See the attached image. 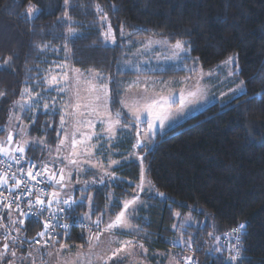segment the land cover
<instances>
[{"label":"trees","instance_id":"16d2710c","mask_svg":"<svg viewBox=\"0 0 264 264\" xmlns=\"http://www.w3.org/2000/svg\"><path fill=\"white\" fill-rule=\"evenodd\" d=\"M29 4L41 10L35 19L26 14ZM96 4L109 15L116 31L115 45L106 44L101 35ZM65 12L70 20L65 19ZM121 27L129 34L122 36ZM69 28L74 34H69ZM151 37L171 43L184 41L190 47L185 61L197 62L202 68H212L237 54L246 91L227 102L207 106L159 134L144 152L139 150L148 160L154 191L164 193L150 196V209L144 210L148 216L139 220L148 234L145 238L153 247L170 246L175 213L195 207L199 220H208L187 230V235H195L193 240L197 242L192 245L194 264H231L227 249L221 253L210 251L215 248L200 237L230 233L242 222L247 225L242 237V264H264V0H70L67 6L64 0H0V65H10L8 69L0 67V92L5 93L0 97V137L7 135L12 102L21 98L25 87L38 93L32 97L35 105L45 102V94H55V89L47 90L46 81L55 61L62 60L83 72L102 73V81L111 76V108L121 113L123 123L136 127L125 132L122 146L134 151L136 131L141 127L121 109L120 81L125 74L168 76L186 72L176 66L162 72L124 71L132 47L129 43ZM18 113L32 137L52 144L60 139L61 110L38 107ZM31 145L25 151L27 158L40 161L45 157L42 145ZM111 174L105 182L87 190L90 196L78 188L73 192V199H81L68 218L77 224L61 230L55 242L86 245L89 230L82 224H95L97 218L103 221L107 214L121 211L124 202L137 194L140 160L124 159ZM92 176L93 170H89L85 177ZM82 197H91V204ZM89 211L91 220L85 221ZM100 226L104 227L102 223ZM16 227L21 231L17 233L12 228L14 234L24 244L13 246L10 239L9 250L15 247L17 254L27 257L36 248L29 247V243L43 230V224L30 216ZM0 241L2 247L5 242Z\"/></svg>","mask_w":264,"mask_h":264},{"label":"rangeland","instance_id":"374dc122","mask_svg":"<svg viewBox=\"0 0 264 264\" xmlns=\"http://www.w3.org/2000/svg\"><path fill=\"white\" fill-rule=\"evenodd\" d=\"M111 26L116 36V31L112 23ZM105 29H102V31ZM127 34H129L128 31H123L122 36H126ZM106 44L115 45L116 43L113 44L111 42H107ZM129 44L132 47L128 52V58L124 62V71L138 73L158 72L173 64V66H176L177 69H184L186 72L170 74L166 78L162 74H132L129 76L125 74L119 84L120 88L122 89L121 101H125L129 105L137 101L142 104L147 100L155 99L161 96L168 97L171 95L175 99V103L173 105V110H175L179 106L181 95L185 96L187 99H191L188 97V93H197L195 102L188 104L184 112L166 121L164 128L161 129L157 127V133L153 137L152 141H154L159 134H164L175 125L205 109L207 106L215 102H227L232 98L242 95L246 91L245 82L239 75L240 66L237 54L230 55L228 58L212 68H202V66L197 62L185 61V58L189 52H180L174 55L173 46L175 43L168 42L164 38L151 37L146 39H134ZM230 57H235L237 59L232 63H225ZM64 64H66L68 67H56V65ZM76 69L78 68L71 66L67 61H55L52 72L47 77V80L51 75H55L57 80L61 81V83L51 87L48 85L47 90L55 89V94L51 96H49V94H45L42 97V100H45V102H37V107L35 109L38 107L42 109L43 104L48 103L52 109L54 108L55 110H61L62 115L65 114V105L68 106L69 112H73L75 109H73L71 105L75 102L77 93H79L82 104L92 103L94 105H103L104 96L100 89L101 85H106L108 89V107L114 116L115 113L111 108L113 90L111 76L107 78V81H102V73L97 71L87 73L79 69L80 75L77 79L76 73L74 71ZM64 71H68L67 81H65L62 76ZM208 73H211V75H208ZM202 76L203 78H201ZM241 81L244 82L243 93L237 92L233 94L231 90L237 89L240 86ZM59 87H64L65 91H59ZM93 89H96L97 91H93ZM97 92H99L101 95L100 101H95L94 99ZM35 98L39 100L40 96ZM16 101H21V103H24L25 108L21 110L20 106L16 104ZM31 103H33V100H29L28 95H25L23 100H21V98L14 100L11 106V114L14 113L15 116H18V112L28 109V105ZM121 109L129 118L135 120V117L132 115L128 107H125L124 104H122ZM65 119L69 122L66 123L64 129H61L60 139L55 144L48 143V141L44 138L41 139L38 137H32L29 133V126L24 122H20V120L15 119H12L8 123V128L10 127V130L13 133V140L11 142L7 141L8 133L6 136L0 137V144H3L4 147L9 148L10 150L15 149L17 144L21 142V133L19 130L22 128L26 129V133L23 138L29 140L30 144L37 140L46 141V144L42 145L46 151L45 157L40 159V161L48 162L49 169L51 171L57 172V178H59L58 170L60 168H64L65 173L71 172V178L66 179L63 182L65 185H67L66 187H61V185L53 183L52 191H57L60 194V198L71 197L73 199V192L77 188L82 192V194L89 195L90 192L88 193L87 190L93 186L100 185L105 182V179L111 176L109 173H111L112 169L115 166L120 165L124 159L133 158L140 160L139 156H141V154L139 149L134 148L133 151L122 146V142L126 137L125 132H130L132 129L135 130V125L127 123L129 125L127 129L117 126L116 138L110 140L107 133L103 131L107 125L102 124L101 121H106L108 117L103 114V108L101 107V115L99 116L95 114L89 115L87 110H85L84 119L92 120L94 128H89L87 125H84L80 129V132L82 133L91 134L95 132L98 133L99 136L93 135L91 140L85 141L84 143H78L75 148L77 152H81L83 147L91 145L92 147L89 148L91 155L81 152L80 155L71 157L72 159H76L80 162L79 167L69 164L68 161L64 159V157L69 156V149L63 147L59 153L56 151L57 146L60 144V140H65L66 145L70 143V138H65V132L71 133L74 131L71 118L66 115ZM120 120L121 125H123L125 119H121L120 117ZM141 121L142 122H140L139 125L141 130H143L146 127V124L144 123L147 121V116H142ZM80 132H78L76 135V139L78 141L82 139ZM27 147L28 146H26V148ZM120 153L124 154L120 155V157ZM110 161H119V163L111 164ZM148 169V160L144 159L143 162H141V179L143 174L144 191H139L137 187V194L133 197L138 195L139 199L137 200V203L135 205H131L125 213L128 223L133 226L132 228L119 227L113 229L111 232L89 230L88 243L86 245L72 246L66 242H54V244L50 247L39 246L32 250L31 257H29L28 260L24 262V264H32V261H35V264H174L172 257H175L176 260L180 261V264H188V261L184 259V257L190 256L188 253V248H182L178 241L176 246H173L171 241L176 240L177 236H179L181 232L184 233V239H187L189 236L187 235V230H189L191 226L198 227L201 224L204 225L205 221L208 219L203 218V220L200 221L197 217L198 214L196 213L195 207H190L191 209L187 211H177L176 213H179L180 215L177 216L175 213V223L173 225H176L177 227L173 228L175 231L174 238L172 237L168 240L170 246L166 248L153 247L148 239L145 238L148 236V234L143 231L141 227V221H139L142 220L141 218L144 216H148L144 210L150 209V200H152L150 196H158L157 192L154 191ZM89 170H93V176L87 178L85 176L88 174ZM101 179H103V182H100ZM140 184L141 180L138 185ZM133 197L126 201L132 200ZM50 198H52L51 195ZM80 199L81 198L79 197L77 198V200ZM119 212L104 216L102 221L103 226L105 227L110 221L115 220V217ZM87 215L90 217V211ZM186 217L191 218L185 221ZM87 220L90 221L91 218ZM181 225H185V227L181 228ZM196 231H198V229L193 230L195 233ZM90 234L93 236L99 234V240L92 239L89 243ZM199 234L197 233V236ZM191 236L192 238L195 237V235ZM205 236L206 235L202 234L200 238H203L206 243L212 245V248L217 247L214 239L216 236L219 237L220 247L223 250H228L230 247V241L234 242V237H229L226 235L217 234L211 236L210 238H206ZM122 241H131L132 245L124 246L122 251H120L116 256H112V252L115 249L121 248ZM140 244H143L144 248L147 249L146 252L141 250L139 247ZM62 245L64 247H61ZM2 249L3 248L0 246V250ZM10 251L11 250H9V252ZM49 251L52 252V255H48ZM20 256V254H17V257ZM110 256H112V259H108ZM100 257H103V259H100ZM12 259L14 258L11 256H6L5 258L1 259L0 264H6L8 260Z\"/></svg>","mask_w":264,"mask_h":264},{"label":"snow or ice","instance_id":"6c2138e0","mask_svg":"<svg viewBox=\"0 0 264 264\" xmlns=\"http://www.w3.org/2000/svg\"><path fill=\"white\" fill-rule=\"evenodd\" d=\"M64 3L67 6V5H69L70 0H64ZM112 7L116 11L119 10L116 7V5H112ZM40 11L41 10L39 8L35 7L32 4H29L27 7L26 14L29 18L35 19L38 16V14L40 13ZM95 11H96L97 15L99 16L100 21L102 22L101 28L105 29V25H106V29L101 32V35L104 37L105 42L106 43L111 42V43L115 44L116 43V36H115V33L112 29L111 22L109 21L107 12L99 4L95 5ZM65 19L66 20L71 19L67 15V12H65ZM68 32L70 35L74 34V30L72 28H69ZM121 34L123 35V28L122 27H121ZM44 47H47V45H44ZM173 49H174V55H176L180 52H189L190 51V47L186 48L185 42L180 41V40L176 41L175 45L173 46ZM236 59L237 58H235V57H230L229 60L225 63H232ZM0 67L8 69L10 67V65L7 62H5V64L0 65ZM56 67L67 68L68 66L66 64H64V65H56ZM69 70H71V69H69ZM74 71H75L76 77L78 79V77L80 75V71H79V69H76ZM208 75H211V73H208ZM62 76H63L64 80L67 81L68 71H64L62 73ZM201 78H203V76ZM46 83L51 87L53 85H59L61 83V81L57 80V77L55 75H51L50 78L46 81ZM243 85H244V82L241 81L240 86L237 89L231 90L233 92V94H235L237 92L243 93ZM58 90L63 92V91H65V88L59 87ZM93 91H97V90L93 89ZM100 91L103 92V96H104L103 105H100V104L94 105L92 103H83L82 104L79 93H77L75 102L71 105V107L73 109H75V111L69 112L68 106L67 105L64 106L65 114L61 115V117H60V127H61V129H64L66 123L69 122V121H66V119H65V116L67 115L68 117L71 118V122L73 124L74 131H72L71 133L65 132V138L66 139L70 138V143L66 145L65 140H63V139L60 140V144L57 146L56 151H57V153H59L63 147L68 148L69 149V156L64 157V159H66L68 161V163L71 165L79 167V163H80L78 160L72 159L71 158L72 156L80 155L81 152L86 153L88 155H91V152H89V148L92 147L91 145H87V146L83 147L81 149V152H77L75 150L76 145L78 143H84L85 141L91 140L93 135L99 136V134L95 133V132H93L91 134L80 132V129L84 125H87L89 128H94V124H93L92 120L84 119L85 110H87L89 115L95 114V115L99 116V115H101V107L103 108V114L105 116H107L108 119L106 121L102 120L101 123L107 125V127L104 128L103 131L107 133L110 140L116 138L117 126H121L124 129H127L129 127V125L127 123H124L123 125H121V120H120L121 113L119 111H117L114 116H113L112 112L110 111V109L108 107V103H107V100H108L107 86L101 85ZM25 94L28 95L29 100L32 99L33 95H38V93L34 94L30 88L25 87L20 94L21 100H23V97ZM4 95H5V93L0 92V97H3ZM257 95H260V94H257ZM196 96H197L196 92H189L188 93V97H190L191 99H187V98H185V96L181 95L180 101H179V106L175 110H173V105L175 103V99L171 95H169L168 97L161 96V97H158L155 99L147 100V101H144L142 104L137 101V102H134L133 104L129 105L127 102L121 101V103L124 104L125 107L129 108L130 112L135 117V122L137 124L142 122L141 121L142 116H145V115L147 116L145 129H143V130L138 129L136 131V143L133 145V147L136 149H139L141 152H144L146 149H148L149 145L152 142L153 137L157 133V127L161 128V129L164 128L166 121H168V120L174 118V116L184 112L186 107L188 106V104L195 102ZM94 99H95V101L101 100V95L99 94V92H97ZM16 104H18L20 106L21 110H23L25 108V104L21 103V101H16ZM53 104H54V101H53ZM36 107L37 106L34 103H31L28 105V111H32ZM43 108L47 111V110H49L50 105L48 103H44ZM52 112H55L54 108L52 109ZM12 119L19 120L20 117L15 116V114L13 113L12 116H10V120H12ZM33 123H35V117H33ZM5 130L8 131L7 141L11 142L13 140V133L10 130V127L5 128ZM19 131L21 133V142L17 144L15 149L10 150L9 148L4 147L3 144H0V154H3L4 156L8 157L12 161H14L16 164L21 163V159L23 158V154L26 151V146H29V144H30L29 140L23 138L25 133H26V129L22 128ZM78 132H80V135L82 137V139L79 141L76 139V135ZM58 135H59V133H58ZM45 144H46V141L37 140V141L33 142L31 146L33 148H39L41 145H45ZM14 153H20L22 155L20 157H17ZM139 159L141 160V162H143L144 156H142V155L139 156ZM110 163L111 164H118L119 161H110ZM29 165L30 166L27 169H24V168L19 169L21 177L26 176L28 179L18 178L15 172H13L11 174V179L14 180L15 183L9 189V193L11 194L12 189L17 190L19 193L18 195L13 196L14 200L19 201L21 199V197H23L25 194L28 196H32V188L34 187V185H29V180L36 181L37 183H43L46 179L49 183H54L57 185H61V187H66L67 185H65L63 182L66 179L71 178V172L65 173L64 168H60L58 170L59 171V178H57V172L51 171L49 169L48 162H42L41 170L36 171L35 174H34L33 170L37 168L36 163L29 161ZM8 167L10 168L11 165H8ZM109 175H112V174L109 173ZM38 177H43L44 179L38 180ZM113 179H116V178L113 176ZM100 182H103V179H101ZM8 184H9V178H8V174L5 172L4 174L0 175V187H5ZM22 185H23V187H22ZM137 187H138L139 191H141V192L144 191L143 174H142L141 184L137 185ZM40 192L43 193L44 195H49V193L45 192L44 189H40ZM0 195H2V194H0ZM157 195L163 196L164 193H157ZM51 197L52 198L46 202L45 200L41 199L39 195H37L34 200H28L27 201V208L29 209V211H24L21 209L20 213H19V215L21 217H25V218H27L30 215L34 216V217H36L37 222H40L43 224L44 230L37 234L38 236H40L42 238L45 237L46 234H49L50 232H54L57 227L63 228L65 230H67L68 228L71 227V225L63 223V219L65 218L63 214L65 213L66 209L64 207L60 206V194L57 191H52ZM82 199H87L89 202V205L91 204V197H82ZM138 199H139V197L137 195V196L133 197L132 200L125 201L123 204L124 210L120 211L116 215L115 220L110 221L104 227L103 231L104 232H111L113 229L119 228V227L132 228L133 226L128 223L125 213L131 205H135L137 203ZM3 203H4V201L2 199H0V204H3ZM54 203L57 204V207L55 210H53V204ZM79 203H80V201L72 199L71 197L63 199V204L68 206V210H73L74 206L78 205ZM4 207L11 210L13 208V204L7 203V204H4ZM19 207H20L19 203H17L16 208L19 209ZM45 213H48V216L46 219H42L45 216ZM176 215L179 216L180 214L176 213ZM89 218L90 217L88 215H86L84 217L85 220H87ZM190 218L191 217H186L185 221H187ZM10 219H11V215H10ZM17 223L23 225L25 223V220L24 219H18V218L12 220L13 229L17 233H19L21 231V229L16 227ZM94 223L99 228L102 221L100 218H97V220ZM0 227H4L7 229V225H0ZM176 227H177L176 225H173V228H176ZM180 227L184 228L185 225H181ZM246 230H247V225H246V223L242 222V223H239L237 227L233 228L230 233H224V235H226V236L234 237V242L230 241V247L228 248V256H227V260L230 261L231 264H237V262H240V264H242V261H243L242 237L245 235ZM65 235H67L66 231H65ZM209 235L212 236L213 234L209 233ZM10 239L12 241L13 246L16 245L17 243H19L20 246H23V244H24V241L20 240L18 236L17 237H10L8 235H5L3 237V240L5 241V243L3 244V249L0 250V259L5 258L6 256H11L14 259L8 260L6 262V264H24V262L26 260H28L29 257H31L32 253L29 252L27 257H25L23 255H21L20 257H17V251L15 250V247H13V250H11L9 252L10 244L8 243V241ZM33 239H35V238H33ZM92 239L99 240V234H96L95 236L90 234L89 243L91 242ZM214 239H215V243H216L217 247L214 250L210 249V251H215L217 253H221L223 251V249L220 247L219 237L216 236V237H214ZM177 241L179 242V244L182 248L187 247L189 251L192 250V245L194 243H197L196 241L193 240L191 235H189L187 239H184V233L183 232H181V234L179 236H177L176 240L171 241L172 245L176 246ZM36 243L39 244L40 241L37 240ZM47 244H48V241L44 240V244L42 245V247L47 246ZM126 245L131 246L132 242L131 241H122L121 242V248L115 249L112 252V256H116L120 251L123 250L124 246H126ZM61 247H64V246L62 245ZM139 247L141 248L142 251H144V252L147 251V249L144 248L143 244H140ZM48 255H52V252L49 251ZM112 256L108 257V259H112ZM100 259H103V257H100ZM184 259L188 261V264H193L192 258L190 256H186V257H184ZM172 260L174 261V264H180V261L176 260L175 257H172ZM32 264H35V261H32Z\"/></svg>","mask_w":264,"mask_h":264},{"label":"built area","instance_id":"2783aa9c","mask_svg":"<svg viewBox=\"0 0 264 264\" xmlns=\"http://www.w3.org/2000/svg\"><path fill=\"white\" fill-rule=\"evenodd\" d=\"M17 157H20L22 154L20 153H14ZM29 161L36 163L37 168L34 169V174L36 171H40L41 170V161H37V160H33L30 158H27L25 153L23 154V158L21 159V163L20 164H16L14 161H12L11 159H9L8 157L4 156V155H0V170H2V174H4L5 172L8 174V178H9V184L5 187H0V199H2L4 201L3 204H0V224L2 225H7V229L3 227L2 231H1V240H3V237L5 235H8L10 237H17L12 229L11 224L8 222L6 215L7 213L10 211L8 208L4 207V204L7 203H12L13 204V208L11 210L15 211V214L17 215L18 218L20 219H24L25 221L28 219L25 217H21L19 215L20 210H24V211H29V209L27 208V201L28 200H34L35 197L37 195L40 196L41 199L45 200L47 202V199L49 198V196L51 195L52 189H53V183H49L46 179L43 183H37L36 181H31L29 180V185H34V187L32 188V196H28V195H24L23 197H21V199L19 201L14 200L13 196L18 195V191L15 189H12L11 194L9 193V189L11 188V186L15 183L14 180L11 179V174L13 172L16 173L18 178H22V179H28L26 176L21 177L20 171L19 169L24 168L27 169L30 165H29ZM8 165H11V167L9 168ZM1 174V175H2ZM39 179H44L43 177H38ZM23 187V185H22ZM40 189H44L45 192L49 193V195H44L43 193L40 192ZM68 198V197H63L60 198V206L64 207L66 209L64 215V219H63V223L65 224H69L72 226L76 225L77 222L73 221L71 219L68 218L69 215V211L68 210V206L63 204V199ZM19 203V209L16 208V204ZM57 207V204L54 203L53 204V210H55ZM48 216V213H45V216L42 219H46ZM70 227V228H71ZM82 227L84 229L90 230V231H100L102 232L104 227L99 226V228L97 227L96 224H91V223H83ZM69 229V228H68ZM44 230V229H43ZM42 230V231H43ZM63 230V228L57 227L55 229L54 232H50L49 234H46L45 237H40L37 236L35 237V239H33L30 243H29V247H39L44 244V240L48 241L47 246L44 247H50L54 244L55 240L58 238V233ZM39 240L40 243L37 244L36 241ZM5 242V241H4ZM188 253L190 254V257L192 258V262L194 264V258H195V252L193 250L188 251Z\"/></svg>","mask_w":264,"mask_h":264},{"label":"crops","instance_id":"0c3cea01","mask_svg":"<svg viewBox=\"0 0 264 264\" xmlns=\"http://www.w3.org/2000/svg\"><path fill=\"white\" fill-rule=\"evenodd\" d=\"M158 38H160V37H158ZM170 66H173V64H171ZM170 66H167L166 68H164L163 70H160V71H158V72H162V71H165L167 68H169ZM146 75V74H145ZM162 75H164V74H162ZM164 77L166 78L167 76H165L164 75ZM51 199V198H50ZM10 215H11V219H10ZM6 218L8 219V220H10V222H12V220L13 219H16L17 217H16V214H15V211L14 210H10L8 213H7V215H6ZM0 225H2V224H0ZM1 228V231H2V229H3V227H0ZM1 240V239H0ZM1 242V241H0ZM11 247V246H10ZM2 248H3V246H2ZM10 249V248H9Z\"/></svg>","mask_w":264,"mask_h":264}]
</instances>
